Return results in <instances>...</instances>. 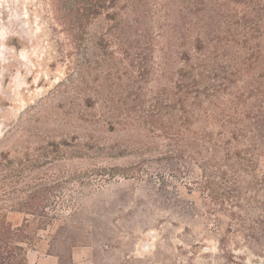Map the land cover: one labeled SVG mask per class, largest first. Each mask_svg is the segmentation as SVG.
<instances>
[{
    "label": "rangeland",
    "instance_id": "rangeland-1",
    "mask_svg": "<svg viewBox=\"0 0 264 264\" xmlns=\"http://www.w3.org/2000/svg\"><path fill=\"white\" fill-rule=\"evenodd\" d=\"M136 36L95 44L79 71L43 0H0V210L45 204L52 220L31 263L54 254L58 264H264V186L245 191L241 203L259 208H235L231 227L212 194L207 212L203 178L187 172L200 160L165 147L176 63L155 31Z\"/></svg>",
    "mask_w": 264,
    "mask_h": 264
},
{
    "label": "trees",
    "instance_id": "trees-1",
    "mask_svg": "<svg viewBox=\"0 0 264 264\" xmlns=\"http://www.w3.org/2000/svg\"><path fill=\"white\" fill-rule=\"evenodd\" d=\"M43 1L68 39L67 55L81 57L71 61L79 71L89 68L95 44L104 47L133 33L136 42L155 31L160 50L176 63L167 91L171 120L162 125L165 147H186L190 159L200 160L198 174L191 164L187 172L203 178L197 192L207 212L214 210L205 197L212 194V204L220 201L233 218L230 227L242 215L235 208H259L254 198L247 205L241 200L245 191L264 186V0ZM80 83L92 88L86 77ZM161 184L168 192L164 176ZM44 205L31 199L26 209L0 210V264H29L38 231L52 220ZM9 211L22 214L21 222L9 220Z\"/></svg>",
    "mask_w": 264,
    "mask_h": 264
},
{
    "label": "crops",
    "instance_id": "crops-1",
    "mask_svg": "<svg viewBox=\"0 0 264 264\" xmlns=\"http://www.w3.org/2000/svg\"><path fill=\"white\" fill-rule=\"evenodd\" d=\"M54 254H49L47 257L43 258H37L33 263H31L30 257H29V251L27 253L28 263L29 264H58V257Z\"/></svg>",
    "mask_w": 264,
    "mask_h": 264
}]
</instances>
